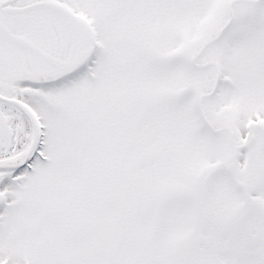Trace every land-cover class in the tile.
<instances>
[{
    "label": "snow or ice",
    "instance_id": "6c2138e0",
    "mask_svg": "<svg viewBox=\"0 0 264 264\" xmlns=\"http://www.w3.org/2000/svg\"><path fill=\"white\" fill-rule=\"evenodd\" d=\"M0 264H264V0H0Z\"/></svg>",
    "mask_w": 264,
    "mask_h": 264
}]
</instances>
